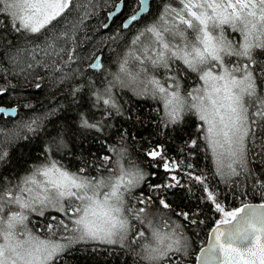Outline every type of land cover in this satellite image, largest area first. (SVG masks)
<instances>
[{
	"label": "trees",
	"instance_id": "trees-1",
	"mask_svg": "<svg viewBox=\"0 0 264 264\" xmlns=\"http://www.w3.org/2000/svg\"><path fill=\"white\" fill-rule=\"evenodd\" d=\"M120 1L75 0L74 7L70 6V14H65L66 19L61 20L58 29L46 36L40 34L39 40L29 35L16 38L9 30L8 41L14 40L19 46L18 49H12L11 54L16 56L18 51L19 55L14 63L7 62L5 70L0 71V84L14 85L8 87L7 92L0 96V105L16 107L17 114L11 121L3 117L5 134L9 131L13 133L14 144L8 149L10 159L0 168V174L7 178L5 184L11 181L12 185L20 183L21 187L25 188L27 185L23 181L31 175L32 170L53 160L70 172H78L81 167L86 166L87 175L113 182L121 175L122 170L139 169L144 173L145 179L133 189L137 196L140 193L151 196L156 199L157 205L159 199L163 198L174 210L195 213L194 218L199 221L196 224L175 216L174 212L171 213L172 220L180 223V231L188 240L190 255H184L183 260L195 264L196 254L205 244L209 231L224 219V214L218 212L215 204L207 200L204 186L189 182L186 173L202 174L206 177L209 190L217 194V200L225 211L235 210L244 204L264 203V195L259 189L260 184L264 183V127L259 124H264V121H259V117L252 115L258 102L254 103V98L246 100V97L249 122L255 119L259 124L253 126L254 134L250 132L245 140L247 153L243 166L233 164V167L241 172L239 176L229 175L227 164L231 163V160L226 156L223 158L224 174H217V158L204 139L205 132L198 131L203 122L199 120L194 109L185 106L181 121L174 131L171 128L158 131L156 126L165 112L164 99L158 91L154 96L153 89L145 88V82L152 78L159 80L162 86L168 87L172 85L169 76H175L178 72V91L185 97L191 92L192 86L199 84V75L190 72L182 61H171L172 72L153 66L151 59L161 50L157 44L158 37L154 33L145 32L136 44L132 41L139 33L144 32L146 27H155L164 40H172L168 29L186 30V26L180 24L176 13L166 10L165 5L171 4L178 10L182 6L179 0H152L147 13L130 29L123 30L120 28L123 20L138 7V0L135 5L133 0H125L121 12L111 20L110 28L105 30L103 24L107 21L108 12ZM162 15L165 18L159 19ZM3 19L4 17L0 16V20ZM225 28V35L232 43H243L239 32H233L227 26ZM65 30L71 39L62 36L57 39L55 33H63ZM113 35L118 38L110 40L109 37ZM30 40L34 42L30 43ZM4 46L5 42L0 41V51ZM94 50L100 52L104 61L103 74L99 70L89 69L87 59H80L86 58ZM255 53L258 60L264 61V52L256 49ZM69 55L76 56L77 59L69 60ZM226 59L232 61L234 66L238 61L235 57ZM124 60L128 61V73L138 79V87L132 83L134 80L130 76L119 73V66ZM29 63L34 67L28 68ZM229 66L232 67L231 63ZM52 69L62 71L54 72ZM117 74L123 82L116 79ZM108 81H113V86L109 89L111 98L122 106V110H130V118L127 111L124 116L114 114L113 118H108L107 111L114 113L115 110L108 109L102 102L96 101V93H103L105 88H108ZM37 82L41 84L40 89L35 88ZM257 83V95L264 96V84L259 81ZM77 88L80 90L75 92L74 89ZM146 89L151 90V94H148ZM170 89H175L174 85ZM102 112L105 113L103 119L107 120V126L102 132L79 128L82 117L90 118L91 122L95 123L102 120ZM34 118H39L40 123L36 134L29 133L18 123ZM203 127L207 128L206 125ZM125 129L130 135L122 142L121 134ZM17 134L20 136L19 140H16ZM24 136L29 139H24ZM192 140L197 141L196 146H191ZM157 143L162 145L164 158L157 157L153 160L146 152ZM105 156L108 160L104 159ZM172 161L177 162L176 169L166 171L164 163ZM189 164L192 168L187 167ZM173 175L178 177L183 187H161L155 190L149 187L175 184V181L170 180ZM131 202L136 204V200ZM25 215L27 219L23 225L27 226L29 232L40 239L47 237L53 242L57 237L56 241L66 246L58 264H144L137 253L142 252V244L153 241L152 228L137 224L136 227L145 232V238L140 239L130 233L128 242L132 239L138 242L130 243L128 248L76 240L69 243L67 236H72L73 233L64 230L60 220L63 219L67 223L70 221L54 208L44 210L43 216L31 211ZM52 216L58 219L53 221ZM49 224L53 225L51 230ZM153 227L164 236L171 231L173 225L169 224L165 217L163 221H156ZM180 260L177 256V264H180Z\"/></svg>",
	"mask_w": 264,
	"mask_h": 264
},
{
	"label": "snow or ice",
	"instance_id": "snow-or-ice-1",
	"mask_svg": "<svg viewBox=\"0 0 264 264\" xmlns=\"http://www.w3.org/2000/svg\"><path fill=\"white\" fill-rule=\"evenodd\" d=\"M124 3L125 0H121V4ZM179 3L182 6L179 10L171 4H166L165 9L176 13L179 23L186 26L188 34L185 29H168L172 40L165 41L157 28L146 27L132 43L136 44L145 32L154 33L158 37L157 44L161 50L151 59L153 66L172 72L171 61H182L190 72L199 75L206 87L189 93L194 103L188 107L194 109L199 120L203 122L198 131L205 132L204 139L217 158V174H224L223 158L226 156L231 160V163L227 164L229 175L239 176L241 172L237 171L233 164L243 166L247 153L245 140L250 132L254 134L253 126L259 124V121H264V96L257 95V82L264 84V61L258 60L255 53L256 49L264 52V0H179ZM121 4L115 8L119 9ZM133 4H137V0H133ZM74 5L75 0H0V16L4 17L0 20V41L5 42L3 50L0 51V71L5 70L7 62L14 63L19 55L18 51L16 56L11 54V50L18 49L19 46L14 40L8 41L9 30L16 38L29 35L39 40L40 34L46 36L58 29L61 20L66 19L65 14H70V6ZM149 7V0H138V7L132 10L130 17L125 18L120 28L130 29L134 22H138L140 13ZM164 18L163 15L159 17ZM225 26L230 27L233 32H239L243 43H232L225 35ZM103 28L108 30L110 25L104 23ZM55 36L57 39L61 36L71 39L67 30L55 33ZM117 38L115 35L109 37L110 40ZM32 42L34 41L30 40V43ZM226 57L238 58L234 67H227L232 61ZM68 59L75 60L77 57L69 55ZM80 59H87L89 69L99 70L103 74L104 61L100 52L94 50L86 58ZM127 63L128 61L124 60L120 64L119 73L135 80L136 76L128 73ZM33 67L31 63L28 64V68ZM52 71L59 72L62 69ZM178 76V72L175 76H169L176 90H169L172 85L164 87L156 79L148 82L154 86L152 94L155 96L158 91L164 99L165 112L156 126L158 131L164 128L174 131L181 121L185 100L178 91ZM116 79L123 82L119 74ZM112 86L113 81H108V88H105L103 93H96V101L102 102L108 109L115 110L114 113L107 111L108 118H113L114 114L124 116L125 111L130 118V110H122V106L111 98L109 89ZM8 87L14 85L0 84V96L7 92ZM35 88L40 89L41 84L37 82ZM79 90L74 89L75 92ZM201 92L203 95H199ZM246 97L254 98V103L258 102L252 115L259 117V121L253 119L249 122ZM4 113L5 109L0 107V168L8 163V149L14 144L13 133L9 131L5 134L3 128ZM16 114L17 109L10 108L9 121ZM104 116L105 113L102 112V120L95 123L91 122L90 118L82 117L79 128L100 133L107 126ZM18 123L31 134H36L40 128L39 118ZM203 125H207V128L204 129ZM259 126L264 127V124ZM129 135L125 129L121 134V141ZM165 135L167 136V133ZM23 138L29 139L28 136ZM19 139L17 134L16 140ZM190 144L196 146L197 141L192 140ZM161 148V144H153L146 155L153 160L157 157L163 159ZM120 151L123 153V149ZM104 159L108 160V157L105 156ZM176 167V161L164 163L166 171H174ZM187 167L192 168V165ZM86 173V166L81 167L78 172H70L55 160L38 165L23 181L25 185L41 187V192L30 199H24L18 193H31L32 188L21 187L20 183L12 185L11 181L5 184L7 178L0 174V240L3 241L0 243V264H58L66 247L61 243L40 239L31 232L21 233L23 238H17L16 226L23 224L27 216L12 211L10 205L30 209L41 216L44 215V209L51 205L72 225L70 227L69 223L60 220L64 230L73 233L67 238L69 243L76 240L128 248L130 243L138 242L136 239L128 242L130 233L134 237L145 238V232L140 231L136 225H147L152 228L153 241L142 244V252L137 253L144 264H177V256L181 258L180 264H190L183 260L184 255H190L188 240L180 231V223L172 220L171 213L174 212L175 216L196 224L199 221L194 218L195 213L174 210L163 198L159 199L157 205L156 199L151 196L143 193L137 196L133 189L145 179L144 173L139 169L122 170L114 182L105 178H93ZM186 175L189 182L204 186L207 200L215 204L218 212L224 214V219L220 220L217 228L213 230L214 242L206 251L202 250V256H197V264H264V204H260L258 208L245 204L241 208L225 211L217 200V194L209 190L206 177L193 173ZM37 176L45 178L43 185L38 184ZM170 180L176 183L149 187L155 190L161 187L184 186L175 175L171 176ZM259 189L264 195V183L260 184ZM132 200H136L135 205ZM75 201L80 203L76 204ZM160 209L166 211L161 212ZM165 217L173 227L168 234L162 236L153 225L158 220L163 221ZM51 219L56 221L58 218L52 216ZM232 221L236 223L231 228L220 230V225H228ZM48 227L51 230L53 225L49 224Z\"/></svg>",
	"mask_w": 264,
	"mask_h": 264
},
{
	"label": "rangeland",
	"instance_id": "rangeland-1",
	"mask_svg": "<svg viewBox=\"0 0 264 264\" xmlns=\"http://www.w3.org/2000/svg\"><path fill=\"white\" fill-rule=\"evenodd\" d=\"M165 41H168V40H165ZM173 43H175V42H173ZM160 47V46H159ZM147 58V57H146ZM149 58V57H148ZM231 66L232 67H234V64H232L231 63ZM227 67H229V68H232V67H230L229 66V64L227 65ZM214 71H216L215 69H214ZM152 80V78L151 79H148L146 82H145V88H147V89H154V86L152 85V84H150V83H148L149 81H151ZM199 80H200V78H199ZM138 81V79H135L132 83L135 85V87H138V85L136 84V82ZM166 86H168V85H166ZM140 87V86H139ZM204 87H206V85L204 84V82L203 81H201L200 80V82H199V84H196L195 86H192V88L190 89L191 90V92H189V93H193L194 91H195V89H203ZM174 88H175V86H174ZM147 89L145 90L148 94H151L150 92H151V90H149V91H147ZM170 90H172V89H170ZM173 90H176V89H173ZM144 91V92H145ZM189 93L188 94H186V96L184 97V95H181V97L182 98H184V100H185V106H189V105H191L192 103H194V101L192 100V97L189 95ZM199 95H203V93L201 92V93H199ZM246 100H248V97L246 98ZM207 126V125H206ZM37 179V182H38V184H41V185H43V181L45 180V178L44 177H42V176H39V177H37L36 178ZM25 188H32V192L31 193H27V192H24V193H22V194H19V195H21L22 196V198H24V199H30L32 196H35L36 194H38V193H40L41 192V187H37V185H32V184H28L27 186H25ZM65 203H66V201H65ZM75 203L76 204H79L80 202L79 201H75ZM10 207H11V209H12V211H15V212H20L21 214H23V215H25V214H27V213H30V209H21V208H19L17 205H10ZM58 207V206H57ZM49 208H53L51 205L50 206H48L47 208H45L44 210H46V209H49ZM6 212H7V209H6ZM31 212H33V211H31ZM33 213H35V212H33ZM9 215L11 214L10 212L8 213ZM62 225V224H61ZM60 226V225H59ZM63 226V225H62ZM69 226L70 227H72V225H71V223H69ZM58 229H59V227H58ZM26 232H29V230H28V228H27V226L26 225H23V224H18L17 226H16V234H17V238H23L20 234L21 233H26ZM58 234H59V232H58ZM73 235V234H72ZM56 237V236H55ZM68 237H70L69 235L67 236V238ZM52 238H54V237H52ZM57 238V237H56ZM56 238H55V242H57L56 241ZM42 239H46V240H49L47 237L46 238H42ZM3 241L2 240H0V243H2ZM58 243V242H57Z\"/></svg>",
	"mask_w": 264,
	"mask_h": 264
},
{
	"label": "water",
	"instance_id": "water-1",
	"mask_svg": "<svg viewBox=\"0 0 264 264\" xmlns=\"http://www.w3.org/2000/svg\"><path fill=\"white\" fill-rule=\"evenodd\" d=\"M151 1H152V0H149V5H150V2H151ZM118 4H121V1L118 2L116 5H118ZM121 9H122V4H121V7H120L119 9L114 8L113 10H111L110 12H108L106 23L109 24V23L111 22V20L121 12ZM148 9H149V8H148ZM147 11H148V10H146V11H144V12H141L140 15H139V18H140L141 16H143L144 14H146ZM109 16H111V19H109ZM127 17H130V15L127 16ZM127 17H126V18H127ZM139 18H138V20H139ZM124 20H125V19H124ZM124 20H123V21H124ZM134 23H135V22H134ZM123 30H126V29H123ZM0 107H3V108L5 109V113H4V115H3V117H5V118H9V116H8V110H9L10 108H16V107H5V106H1V105H0ZM14 117H15V116H14ZM12 118H13V117H12ZM260 204H264V203H249L248 205H251V206H253V207L258 208V206H259ZM244 205H245V204H244ZM244 205H242L241 207H243ZM241 207H240V208H241ZM235 223H236V221H232V222H231L230 224H228V225H220V230H221V231H224V230H226V229H228V228H231L232 225H234ZM217 225H218V224H216L214 227H212V229L209 231V233H208V235H207V239H206V241H205V244H204V245L198 250V252H197V254H196V257H195V264H197V260H196L197 256H202V255H203V251H202V250L206 251V250L208 249V247L210 246V244L214 242V240H213V230L217 228Z\"/></svg>",
	"mask_w": 264,
	"mask_h": 264
}]
</instances>
